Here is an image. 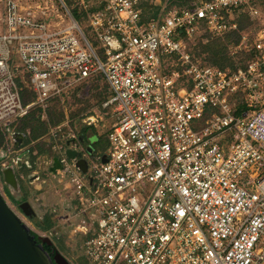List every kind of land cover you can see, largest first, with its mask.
Listing matches in <instances>:
<instances>
[{
	"label": "built area",
	"instance_id": "built-area-1",
	"mask_svg": "<svg viewBox=\"0 0 264 264\" xmlns=\"http://www.w3.org/2000/svg\"><path fill=\"white\" fill-rule=\"evenodd\" d=\"M56 1L59 8L0 0V165L15 163L12 122L32 106L45 119L50 99L100 74L108 97L81 123L105 126L114 117L106 152L89 153L67 118L46 135L54 141L46 170L57 158L55 176L84 217L77 232L90 233L79 247L87 264H264L259 0L169 10L168 0H73L85 14L83 29L64 1ZM143 6L155 11L144 14ZM236 10L255 25L228 47L233 67L201 66L186 42L203 31L223 38L237 30ZM11 55L35 95L25 107ZM66 150L77 156L68 158ZM77 160L85 162L84 173Z\"/></svg>",
	"mask_w": 264,
	"mask_h": 264
},
{
	"label": "trees",
	"instance_id": "trees-1",
	"mask_svg": "<svg viewBox=\"0 0 264 264\" xmlns=\"http://www.w3.org/2000/svg\"><path fill=\"white\" fill-rule=\"evenodd\" d=\"M63 1L66 5L69 6L73 3V0H63ZM201 1H209V0H201ZM190 2H192V0H168L165 6V10H169L172 7L183 8L189 6ZM258 3L264 11V0H259ZM93 9H95V7H93ZM152 11H155V8L151 9L149 7L143 6L144 14L150 15ZM70 13L72 18L79 25L83 23V18L85 14L82 11H79L77 7L73 8ZM232 20L237 23L238 29L231 33L226 34L223 38H213L204 31L200 32L196 36L198 38V46H197L198 50L197 52H195V55L200 56L202 58V61H200L201 66L214 67L219 69H224L226 67H233V61L228 55V47L237 45L241 34L249 32V30L255 25V23L249 20L248 17L239 10L234 11V13L232 14ZM204 39H206V42H203ZM250 58L251 55L245 56V59H250ZM242 62H244L243 59ZM26 77L28 79L27 75ZM90 82H92L91 84H93L95 88H97L96 84H99V82H102L105 86L103 91L104 94H102V92H98L96 94L98 97L97 104L101 105V103L107 99L108 95L105 93V90L107 89V85L103 82L102 76L100 74H98L93 80L92 79L87 80L73 88L75 89L80 85H84V84L86 85L87 83ZM15 86L16 89L17 87L19 89V90L17 89V92L21 105L25 107L28 104H30L34 99L35 96L34 93L28 88V86L27 87L24 86V84H22L18 79L17 80L15 79ZM57 99H58L57 97H54L50 99V101L48 102V106L45 110V114H46L45 120L41 119L42 113L40 108L36 106H32L29 107L23 115L18 117L14 122H12L8 126L9 129H12L13 131L18 133H23L25 135L22 146L29 147L28 164L31 166V168L29 169L27 168V165L25 163L21 164L19 171L22 172L25 176L32 169L36 167L38 158L42 157L43 159H45L48 156L52 155L53 153L50 145L47 146L46 148H42L41 146L38 145V143L41 142L43 136L47 134L49 127L59 125L64 120V115L62 112L55 111L54 109L49 108L51 102H56ZM86 129L87 128L84 127V129H82L81 131V134H85ZM3 143H4V132L3 129L0 128V164L4 159ZM0 181L2 182L1 169H0ZM2 191L11 204L15 206L18 205L20 200H17L12 196L11 192L4 185L3 182H2ZM33 225L39 231L48 232L54 227V222L52 220L51 214H46L44 215L41 223L34 222ZM30 233L34 236L35 239L39 238L38 234L32 231H30ZM55 240H53L55 243L51 242L49 245L43 244L44 250L50 256H53L57 252H59L58 247L60 246V244L58 242V239L55 238ZM82 260L84 261V263L81 264H87L84 258Z\"/></svg>",
	"mask_w": 264,
	"mask_h": 264
},
{
	"label": "rangeland",
	"instance_id": "rangeland-1",
	"mask_svg": "<svg viewBox=\"0 0 264 264\" xmlns=\"http://www.w3.org/2000/svg\"><path fill=\"white\" fill-rule=\"evenodd\" d=\"M23 4V6H32L35 3H39L42 6H45V2H49L46 4L48 7H50V4H52L55 8H59V4L56 0H20ZM201 0H192V2H199ZM190 2V3H192ZM67 8L70 10L73 8H76L77 5L73 1V3L69 6L66 5ZM78 9V7H77ZM79 10V9H78ZM59 12L61 13L62 10L59 9ZM63 13V12H62ZM66 21H68V18H66ZM82 29L84 27V22L79 25ZM2 32V27L0 25V33ZM250 33V32H248ZM90 42L92 45L95 46V42L93 39H90ZM198 38H194L190 41L186 42V51L190 54L191 57H193L195 60H197L199 63L202 61V58L200 56H196L195 52L198 50ZM9 67L11 72L14 75V82L15 79L19 80L24 86H28V79L26 77V74L22 72L21 70V64L17 60V58L14 55H11L10 61H9ZM97 88L94 87L93 84H84L80 85L77 88L70 89L67 94L62 95L60 98L57 99L56 102H51L50 107L51 109H54L55 111L62 112L65 116H67L69 121V126L73 129L75 133L81 134L82 129L84 127L81 126V120L88 115L89 113L99 110L100 105L97 104L98 97L97 93L104 91V84L100 82L99 84H96ZM17 86V83H16ZM18 89V87H17ZM19 90V89H18ZM106 93V90H105ZM114 121V117H108L107 118V124H111ZM64 122V120H63ZM63 135L65 136L66 130L64 129L62 131ZM93 133H100L104 135V129L98 128V131H93V129H86L85 135L89 136ZM57 139L61 140L62 138L58 137ZM42 142V143H41ZM38 143L39 146L42 148H46L54 141L52 139L44 138L43 141ZM102 140L97 138V135L93 134L89 138H87V144L91 145L94 149H97L98 146L102 144ZM15 160L17 158H14ZM43 158H38L37 165L42 163ZM11 164L8 162V165ZM36 165V166H37ZM0 169H4L0 165ZM40 169H42V165H40ZM39 171V170H38ZM40 172V171H39ZM42 174L43 178L45 179V189L49 190L48 188H51V184H53L52 175L47 176V172L43 170V172H40ZM0 193L8 203V205L12 208V210L21 218V220L25 223V225L29 228L30 231L38 234L40 237L49 238L50 241L55 243L53 240L58 239V242L60 246L58 247L59 253L68 261L69 264H81L84 263L82 260L83 258L79 253L80 249L76 248L74 246V240L75 237H73L72 229L70 227V222H65L63 220L57 219L56 216L61 214V212H53L52 210L49 211L50 208L46 207L44 208L42 205V201L40 199H37L38 197L34 194V192H31L28 194L27 201L30 204L31 210H33V213L30 217L26 216L17 206L11 204L8 200V198L4 195L2 191V182L0 181ZM20 195H15V198H18ZM51 201V200H50ZM52 202V201H51ZM52 206V205H51ZM50 207V206H49ZM51 214L52 220L54 222V227L49 230L48 232H42L39 231L34 225V222H40L42 221L44 215ZM74 231V230H73ZM56 241V240H55ZM57 242V241H56ZM73 254V258L71 256Z\"/></svg>",
	"mask_w": 264,
	"mask_h": 264
},
{
	"label": "crops",
	"instance_id": "crops-1",
	"mask_svg": "<svg viewBox=\"0 0 264 264\" xmlns=\"http://www.w3.org/2000/svg\"><path fill=\"white\" fill-rule=\"evenodd\" d=\"M102 80H103V78H102ZM103 82L105 83L104 80H103ZM91 83L92 82L87 83V84H91ZM94 83H97V82H94ZM106 94L108 95L107 89H106ZM41 113H42V111H41ZM91 113H89V114H91ZM41 116H42V114H41ZM65 118H67L66 114L64 116V121H65ZM45 119H46V114H45ZM45 119H42V120H45ZM67 120H68V118H67ZM68 123H69V121H68ZM81 126L87 128V129H93V131H98V128L104 129V135L100 134V133H93V134L97 135V138H99L103 142L100 146H98L97 149H94L93 147H91V145L87 144V138H89L93 134L86 136L85 134H79V133L77 134L76 133L78 139L80 140V142H82L87 147V150L89 153H92L93 155L104 154L106 152L107 146H108L106 135H107L108 128L110 126V124H107V119L105 120V126H102V123L98 124L97 126H92V127L83 126V124L81 123ZM9 130H11V133H18V132L13 131L12 129H9ZM20 134H23V133H20ZM46 135L43 136L42 141L44 138H47ZM24 138H25V135L23 134V137L21 138V141H20V146L18 148L14 146L13 140L11 138L12 147L14 148V153H13L14 156L13 157L17 158L21 153L23 155L20 159H18L19 165L16 164V160H17L16 159L15 163L9 164L7 167H5L3 169V170H5L6 168L10 167L9 169H7V171L4 175V179H2V182L9 189V191L11 192V194L14 198H15V195H20L18 198H15L17 200H20L19 203L26 202L29 204V202L27 201L28 194L31 192H34V194L38 197L37 199H40L42 201V205L44 208L48 207V208H50L49 211L52 210L53 212H56V211L61 212V214L56 216V218L63 220L64 223L70 222V224H69L70 227L74 228V229H72L73 237H75V240L73 241L74 246L79 249L82 240L90 235L89 232L86 235L77 232L76 226L79 224V221L81 219H84V217L81 216L77 212L75 202L72 199V197L70 195H65L64 194L65 191H62L65 185L63 186L61 184V180L57 176H55V174L52 175L50 172H48L46 170L47 166L45 164V159H43L42 163L40 164V165H42V169H40V165L38 163V165L34 169H32L26 176L22 172L19 171L22 163H25L27 165V168H29V169L31 168V166L28 164V148L29 147H23L22 146ZM104 147H105V149H104ZM52 155H53V153H52ZM38 170L40 172H43V170H44L45 172H47V176L48 175L54 176V177H52V178H54L53 184H51V188L50 187L48 188L49 190L45 189V185H44L45 179L43 178L42 174H40V172ZM59 192H61V194H59ZM29 206H30V204H29ZM79 254L81 255V253H79ZM71 256L73 258V254H71ZM81 257H82V255H81Z\"/></svg>",
	"mask_w": 264,
	"mask_h": 264
},
{
	"label": "water",
	"instance_id": "water-1",
	"mask_svg": "<svg viewBox=\"0 0 264 264\" xmlns=\"http://www.w3.org/2000/svg\"><path fill=\"white\" fill-rule=\"evenodd\" d=\"M22 137L23 134L11 133L15 147L18 148L20 146ZM22 155L21 153L17 157V165H19L18 159ZM66 155L70 159H74L77 156L71 150H66ZM102 161H106L104 156ZM76 166L83 173L86 171V164L83 160H77ZM9 168L5 170L1 169L2 179H4V175ZM60 168L61 165L58 159L54 157L52 159V165L48 168V172L54 175L56 170ZM18 207L28 217L34 214L26 202L19 203ZM50 243L49 238L39 236V238L35 239L30 233L29 228L12 210L0 193V264H69L59 252L50 256L44 250L43 244L49 245Z\"/></svg>",
	"mask_w": 264,
	"mask_h": 264
}]
</instances>
